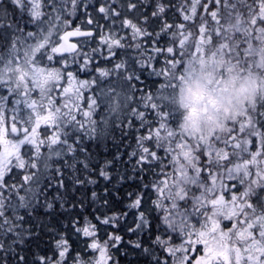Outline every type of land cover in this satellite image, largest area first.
Here are the masks:
<instances>
[{
	"label": "snow or ice",
	"instance_id": "1",
	"mask_svg": "<svg viewBox=\"0 0 264 264\" xmlns=\"http://www.w3.org/2000/svg\"><path fill=\"white\" fill-rule=\"evenodd\" d=\"M212 2L185 0L177 9L183 22L165 21L159 31L123 19L134 44L111 31L121 11L102 5L98 13L112 25L90 47L94 31L72 27L70 19L87 14L85 0H0V264H27L17 248L33 233L21 211L31 217L41 199L48 209L56 202L65 207L59 193L47 198L50 189L65 186L60 161L68 164L67 157L88 153V144L99 146L116 130L123 140L134 120L141 129L155 125L136 138L131 175L119 177L139 192L128 193L126 211L101 223L119 230L131 216L127 233L137 238L127 243L142 264H264V0H214L209 11ZM142 7L128 0V12ZM166 7L157 3L151 18L142 13L144 23L160 18ZM87 24H94L90 15ZM121 49L136 55L112 64ZM197 64L201 74L210 69L208 87L215 83L219 89L229 77L249 85L231 110L213 109L207 130L189 127L184 115L188 103L181 85L193 78L196 69L189 67ZM147 81V91L136 87ZM42 126L51 134L42 137ZM82 163L87 169V157ZM14 169L25 175L8 183ZM99 175L111 179L104 168ZM75 183L83 181L76 177ZM77 223L75 233L92 237L87 247L99 256L84 260L77 253L73 264H119L109 242L117 248L121 235L110 233L101 245L94 225ZM55 247L58 259L40 256L33 264H67L69 241L61 236Z\"/></svg>",
	"mask_w": 264,
	"mask_h": 264
},
{
	"label": "trees",
	"instance_id": "2",
	"mask_svg": "<svg viewBox=\"0 0 264 264\" xmlns=\"http://www.w3.org/2000/svg\"><path fill=\"white\" fill-rule=\"evenodd\" d=\"M133 2L142 3L144 7L136 12H128V0H85V3L88 5L87 14L77 13L72 16L70 19L75 21L72 26L81 25L82 27H91L95 30V35L108 32L111 28L112 20L109 19L106 21L103 14L98 13V8L102 5H115L117 10H120L122 14L116 21L117 28L114 30L118 32L119 36L124 37L123 42L125 44H134L135 42L132 40L131 35L132 30L130 28L125 29L122 25V21L125 18L132 20L133 23H136L142 28L147 27L149 31H159L165 21L170 24L183 22L177 9L185 0H133ZM190 2L191 0H188L189 5ZM205 2L206 0H202V3ZM157 3L166 5V12L161 14V17L158 19H150L149 24L146 25L142 13L146 12L148 17L151 18V13L156 10ZM121 5H123V8H121ZM201 9L202 7L198 8L199 14H203ZM81 12H83V6L81 7ZM89 15L94 21L93 25L87 24ZM197 21L199 22V15L197 16ZM96 24L103 26V32L100 28L96 27ZM140 42L143 43L144 41L141 40ZM117 51L119 53L124 50ZM128 54L130 56L136 55L131 50L128 51ZM120 58L117 55L115 59L119 61ZM156 66L160 67L162 64L157 63ZM135 83L137 88H142L147 91L148 83H151V81H147L144 85H141L139 82ZM136 94L139 97L142 93L137 92ZM132 107H135V105ZM140 110H143V108L141 107ZM146 118L151 119V116ZM124 123L127 124V120ZM154 127L155 125H148L141 129L140 122L134 120L132 129L128 131L127 137L123 140L121 139L119 130H116L114 134L109 136L107 141H101L99 146H97L95 141L88 144V153H77L71 157H67L68 164H64L63 160L60 161L64 168L63 179L65 186L62 189L53 187L48 191L47 198L48 200H55L59 193L60 199L64 202L65 207L61 208L60 203L56 202L52 209H48L44 200L41 199L40 206L36 208L31 217H28L27 212L21 211L20 213L25 216V227L31 226L33 233L32 238L27 239L21 247L17 248V252L26 257L27 264H33V261L37 260L40 256L58 259V251L55 244L61 236L66 238L71 245V256L66 257L67 264H73L72 258L77 253L81 254L84 260L98 257L96 253H91V249L87 247L89 241L91 243L93 238L76 234L75 228H73L74 221H78L77 227L80 228H83L86 222L94 225L96 231L95 239L99 243L108 241L110 233L121 235L123 237V243L117 248H112L111 245H114L115 241H110L113 244L109 246L116 250L115 253L111 254L113 258L118 259L119 264H129V261H131V264H142L141 261L137 260V254L132 251L127 243L129 240L137 238L127 233V227L131 225L132 217H128L127 223L121 221L122 226L119 230L114 229L111 223L105 225L101 221L106 216L110 217L114 213L122 214L126 211V205L130 203L128 193L139 192L135 183L131 181L120 183L119 177L126 172L129 176L131 175L135 160L129 154L137 148V136L147 135L149 130ZM145 146L151 145L146 141ZM118 154L122 159H115ZM86 157L89 165L87 169L83 167L82 163ZM108 161H113V164L105 167ZM101 168H104L105 171L110 173V180H105L99 175ZM76 177L83 181V183L77 185L75 183ZM89 180H93L95 183H89ZM105 189H107V194L105 193ZM93 192L97 194L95 198L92 197ZM134 198L135 196L132 197V199ZM36 224H41L42 227L37 229L35 227ZM124 251L127 252V256L122 255Z\"/></svg>",
	"mask_w": 264,
	"mask_h": 264
},
{
	"label": "clouds",
	"instance_id": "3",
	"mask_svg": "<svg viewBox=\"0 0 264 264\" xmlns=\"http://www.w3.org/2000/svg\"><path fill=\"white\" fill-rule=\"evenodd\" d=\"M213 50L209 49V57H211ZM192 67L196 69L193 78L188 80L186 84L181 85L184 88V96L188 103L184 115L187 117L186 123L189 127L207 130L215 118L213 109H220L221 113L231 110L234 107V102L244 96L249 85L239 81L233 83L231 77H229L221 83L219 89L216 88L215 83L208 87V72L210 69L205 68L204 73L201 74L199 64L190 66L189 71L192 70ZM216 79H219V77L217 76ZM224 88H227V91H222ZM177 95L178 97L180 95L179 89Z\"/></svg>",
	"mask_w": 264,
	"mask_h": 264
},
{
	"label": "rangeland",
	"instance_id": "4",
	"mask_svg": "<svg viewBox=\"0 0 264 264\" xmlns=\"http://www.w3.org/2000/svg\"><path fill=\"white\" fill-rule=\"evenodd\" d=\"M208 2H209V0H206L205 3H208ZM248 2H250V0H248ZM0 7H2V6H0ZM214 8H215V4H214V0H213V2L209 5V11L214 10ZM201 11H202V13H203V11H204L203 8L201 9ZM208 18L210 19V16H209ZM111 31L116 32L114 29H111ZM102 34H104V33H99V35H95V42H93V43L91 44L90 47H96V46H97V44H98V42H99V39H100V37H101ZM89 50H90V49H89ZM120 52H121V51H120ZM120 52H119V54H118V56L121 57L120 60H122V59H128V57H130V55H129L128 53H127V55H125L124 51H122L121 53H120ZM106 55H107V52H106ZM115 58H116V57H115ZM120 60H119V61H120ZM119 61H118L117 59H114V60L112 61V64L117 63V62H119ZM100 66L103 67L104 65L101 64ZM108 66H111V65H108ZM80 79H89V77H85V76L81 75V76H80ZM155 86H158V82L154 85V87H155ZM128 87L130 88L131 86L129 85ZM136 87H137V86H136ZM136 96L138 97L137 94H136ZM133 105H135V104H133ZM133 105H132V106H133ZM135 107H136V105H135ZM41 130H43V132H41L42 137H43V136L50 135V134H51V131H52L51 129H48L47 131H45L44 128H43V126H42ZM42 152H44V153L46 154V153H47V150H46V149H42ZM53 159L55 160L56 158L53 157ZM53 167H55L54 164H53ZM24 175H25L24 170H21V169H14L13 172H12L8 177H6V179H7L8 183H13V182L19 183ZM89 244H90V241H89ZM100 244L103 245L104 243H100ZM110 244H113V242H111V243L109 242V245H110ZM90 252H91V253L94 252V253L97 254V256H99V252H98V251H95V250H92V249H91ZM109 252H110V254H113V253L116 252V250H115V249H112V248L109 246ZM134 264H135V263H134Z\"/></svg>",
	"mask_w": 264,
	"mask_h": 264
},
{
	"label": "water",
	"instance_id": "5",
	"mask_svg": "<svg viewBox=\"0 0 264 264\" xmlns=\"http://www.w3.org/2000/svg\"><path fill=\"white\" fill-rule=\"evenodd\" d=\"M68 30H71V29H68ZM84 30H86V29H84ZM88 30V29H87ZM70 42H73L72 40H71V38H70Z\"/></svg>",
	"mask_w": 264,
	"mask_h": 264
}]
</instances>
